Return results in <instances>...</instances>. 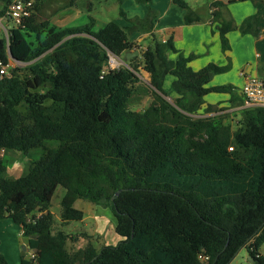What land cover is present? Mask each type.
Returning a JSON list of instances; mask_svg holds the SVG:
<instances>
[{
    "label": "trees",
    "instance_id": "trees-1",
    "mask_svg": "<svg viewBox=\"0 0 264 264\" xmlns=\"http://www.w3.org/2000/svg\"><path fill=\"white\" fill-rule=\"evenodd\" d=\"M31 1L32 15L10 30L8 41L0 37V63L28 64V76L20 75L21 67L11 76L0 75V151L46 150L16 179L7 177L0 158V221L21 227L34 251L20 264H232L243 249L247 264H264V108L245 107L233 86H209L230 64L196 72L190 67L195 55L186 57L172 41L155 38L128 66L113 69L111 56L125 57L138 48L125 26L111 21L95 31L91 19L82 27L58 29L40 21L41 10L50 1L65 0ZM134 1L148 4L149 11L130 31L153 33V0ZM174 1L188 10V24L200 21L184 0ZM0 2L3 18L12 0ZM259 24L253 16L240 30L258 36ZM232 29L231 22L220 27L224 51ZM170 51L178 60L169 59ZM139 58L154 95L143 113L129 109L140 81ZM169 75L179 95L173 103L164 87ZM212 93L230 94L233 104L242 106L235 125L221 113L194 117ZM50 141L58 146L48 148ZM59 187L65 190L62 226L84 220L75 207L79 200L108 206L121 241L70 251L68 244L79 237L56 230L51 211ZM0 264H8L3 256Z\"/></svg>",
    "mask_w": 264,
    "mask_h": 264
},
{
    "label": "rangeland",
    "instance_id": "rangeland-1",
    "mask_svg": "<svg viewBox=\"0 0 264 264\" xmlns=\"http://www.w3.org/2000/svg\"><path fill=\"white\" fill-rule=\"evenodd\" d=\"M170 1L171 0H154L152 7L158 12L156 24H159L160 21L159 13L161 12L159 11L166 9ZM188 1H192L191 4H194L193 2L195 0ZM212 1L213 0H198V5L202 11H209V5L212 3ZM67 2H69V0L62 1L61 4L50 1L48 4L44 5L41 10L40 21L49 20L50 24L54 23L56 17L59 16L60 12L58 10L60 9V5L63 6V4H66ZM4 7V4L1 3L0 10H2ZM72 10L77 11L78 15L80 16V20H78L77 25L87 24L89 23V19H92L95 24V29L98 30L111 21H117L122 26L126 27L128 37L131 41H136L142 38L144 33H146V28H142V30L133 29V31H130V28L138 24V20H143L146 17L149 11L148 4H137L134 0H78L77 7L73 8ZM4 28L10 32V30L17 27L13 21L2 19V24H0V37H5V39L8 41L9 35L5 33ZM42 37H44V35ZM152 41L153 37L143 39L141 42L142 45L137 44L139 48L138 50L141 52L146 50L147 48L145 47L151 45ZM30 42L36 46V37L30 38ZM132 53H134V51ZM114 60L117 61V63H114V61L110 60V68L116 69L123 65L128 66V60L126 61L125 57H121L120 59L114 57ZM137 63L140 65V72L138 74L140 81L136 84L135 92L129 101V109L132 112L143 113L151 105L154 95L152 94V87L149 83L150 75L144 70L142 66V58H139ZM27 66L28 64H23L21 68L22 71L20 72V75L22 77L28 76V72L25 70ZM260 77L264 79V75ZM167 99L173 103V100L169 98ZM209 107H214V111L211 113L208 112ZM236 108L237 105H234L230 99H218L213 103H211L209 100H206V104L197 114L194 115V117L208 118L221 113L223 116L227 117L228 124L235 125L236 121L241 118V111L236 110ZM234 130L235 129H233V131ZM46 146L50 149L56 148L58 146V142L50 141L46 143ZM45 151L46 150L44 149H37L32 151L29 155H24L22 153L13 151L8 153L7 157L5 158V155H3V160H5L8 166V171L6 174L7 177L9 179H16L26 175L30 164L33 161L38 160L45 153ZM238 154L240 159H246V154L243 152H239ZM23 161H25V163ZM64 195L65 190L62 187H59L55 193V196L53 197L51 211L55 216L56 230L63 229V231L66 233L79 237L78 243L68 244V249L70 251H76L81 248H85L88 243H91L97 249H101L104 246H115L118 244L120 237L116 233V227L114 223L115 217L108 206L96 207L90 202L79 200L75 203V207L82 210L83 212L85 211L84 221L70 222L69 224L62 226V223L60 224L59 220H61V201L63 200ZM97 208L101 209L103 212H107V214H101L100 218L96 217L95 210H97ZM6 228L9 229V227H6L5 224L0 223V256H3L7 260L8 264H20L23 257L22 255H24L23 245L19 244V241L21 240L19 237H21V235L17 234L16 238L15 234ZM262 253L264 254V246L262 247ZM240 255L242 256V259L239 262L242 264H247V258L249 256L246 249H243Z\"/></svg>",
    "mask_w": 264,
    "mask_h": 264
},
{
    "label": "crops",
    "instance_id": "crops-1",
    "mask_svg": "<svg viewBox=\"0 0 264 264\" xmlns=\"http://www.w3.org/2000/svg\"><path fill=\"white\" fill-rule=\"evenodd\" d=\"M184 1L189 5L195 15L199 17L200 21L188 24L186 21L188 10L176 4L174 0H171L166 9L159 11L161 12L159 13L160 21L159 24H156V20L154 32H146L142 38L131 42L142 45V40L148 37H153L151 45L154 43L155 38L163 43L172 41L177 50H179V52L184 56H196V58L190 63V67L196 72L202 70L209 64H216L218 66H227L230 64V71L225 74L216 75L209 86H233L235 88L234 92L236 95L244 101L241 89L245 83V77H243L241 73H248L259 78L264 75V0H213L209 5V11H202L198 5V0H195L193 2L194 4H191L192 1ZM217 2L221 4L218 8L214 6ZM77 3L78 0L73 6L60 11L59 16L56 17L55 22L52 23V25L56 26L58 29H66L82 27L89 24L91 19H89V23L87 24L77 25L78 20H80V16L77 11L72 10L77 7ZM153 9L156 11L155 8ZM214 12L220 13V17L218 19L214 18ZM253 16L259 17L260 32L258 36H255L252 33L244 34L240 30L243 23ZM2 19L3 18H0V24H2ZM224 22L233 23V29L227 34L229 42V49L227 51L223 50L220 37V27ZM4 29L5 33L9 35V31L6 28ZM94 30L99 31L100 29L96 30L94 26ZM149 46L145 48H148ZM138 49L139 48L133 50L134 55L136 54V50L139 51ZM140 52L141 51H139V57L141 55ZM168 56L170 60L176 61L178 60L179 54L170 51ZM149 80L151 86V77ZM174 81L175 78L169 75L165 80L164 86L168 94L167 98L173 101L179 98V95L173 88ZM218 99H230L232 102V96L230 94L218 93H212L206 96L205 102L206 100H209L213 103ZM241 109L242 106H237L236 108V110ZM8 153L11 152L5 151L4 157H7ZM23 162L25 163V161ZM95 206L101 207L100 205ZM95 214L96 217L100 218L101 214H107V212H103L101 209L97 208V210H95ZM59 221L61 224V220ZM0 223L9 227V229H6L15 234L16 238L17 234L21 235V237H19L21 238L19 244L23 245L24 255L22 256H25L26 259L30 260L33 254L29 250L28 240L23 236L21 227L15 225L10 219L2 220ZM114 223L116 227V219H114ZM120 241L121 239L119 242ZM247 259L249 260V257Z\"/></svg>",
    "mask_w": 264,
    "mask_h": 264
},
{
    "label": "built area",
    "instance_id": "built-area-1",
    "mask_svg": "<svg viewBox=\"0 0 264 264\" xmlns=\"http://www.w3.org/2000/svg\"><path fill=\"white\" fill-rule=\"evenodd\" d=\"M33 12V1L31 0H12L8 6L3 19L11 20L15 23L16 27L23 25L26 18H29ZM115 56H111L110 60H114ZM116 58V57H115ZM117 63V61H115ZM23 64L13 59L8 63H0V75L11 76L12 69L21 67ZM114 69V68H113ZM241 75L245 77V83L241 89V94L244 98L245 107H261L264 108V80L252 76L248 73L242 72ZM234 148H230L233 151ZM5 150L0 151V158H3ZM34 256V255H33ZM32 256V257H33ZM201 261H206L207 258L200 256Z\"/></svg>",
    "mask_w": 264,
    "mask_h": 264
},
{
    "label": "water",
    "instance_id": "water-1",
    "mask_svg": "<svg viewBox=\"0 0 264 264\" xmlns=\"http://www.w3.org/2000/svg\"><path fill=\"white\" fill-rule=\"evenodd\" d=\"M138 55H139V51H136V54H135V55H134V53H132V52H127L126 55H125V60H126V61H127V60L129 61L130 58H133V57L138 56ZM116 58L120 59V57H116ZM122 191H123V190L117 192V195H119ZM114 199H115V197H114ZM29 250H30V248H29ZM30 251H31L32 254H34V251H33V250H30ZM241 259H242V256H241V255L237 256V258L234 260V262H233L232 264H238V262H239Z\"/></svg>",
    "mask_w": 264,
    "mask_h": 264
},
{
    "label": "bare ground",
    "instance_id": "bare-ground-1",
    "mask_svg": "<svg viewBox=\"0 0 264 264\" xmlns=\"http://www.w3.org/2000/svg\"><path fill=\"white\" fill-rule=\"evenodd\" d=\"M114 63H116V62L114 61Z\"/></svg>",
    "mask_w": 264,
    "mask_h": 264
}]
</instances>
